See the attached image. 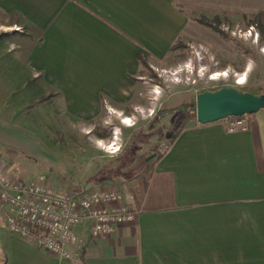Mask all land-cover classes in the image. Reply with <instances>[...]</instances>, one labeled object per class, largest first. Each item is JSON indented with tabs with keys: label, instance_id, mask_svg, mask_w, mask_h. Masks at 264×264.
Listing matches in <instances>:
<instances>
[{
	"label": "crops",
	"instance_id": "crops-1",
	"mask_svg": "<svg viewBox=\"0 0 264 264\" xmlns=\"http://www.w3.org/2000/svg\"><path fill=\"white\" fill-rule=\"evenodd\" d=\"M0 15L1 27L26 32L0 48V72L24 86L33 78L72 118L96 119L109 105L130 119L139 105L152 109L139 55L168 61L179 40L204 38L202 19L258 16L264 25V0H0ZM250 121L238 134L223 121L191 122L143 175L115 188L137 220L99 240L79 227L65 258L11 234L0 209V264H264V110ZM21 135L0 118V143Z\"/></svg>",
	"mask_w": 264,
	"mask_h": 264
},
{
	"label": "rangeland",
	"instance_id": "rangeland-1",
	"mask_svg": "<svg viewBox=\"0 0 264 264\" xmlns=\"http://www.w3.org/2000/svg\"><path fill=\"white\" fill-rule=\"evenodd\" d=\"M259 20L211 17L209 23L220 32L203 25L204 38L179 40L168 61L143 62L137 82L146 88L141 97L152 109L139 105L129 112L130 119L121 118L109 105L96 119L72 118L55 101L41 97L28 73L24 86L18 73L0 72V118L22 134L12 147L0 143V164L21 183L50 186L52 181L65 192L115 189L143 175L186 124L182 115H159L161 110L223 88L264 95V32ZM5 22L0 15V48L11 43L15 48L17 34L25 31L1 27ZM3 260L0 247V263Z\"/></svg>",
	"mask_w": 264,
	"mask_h": 264
},
{
	"label": "built area",
	"instance_id": "built-area-1",
	"mask_svg": "<svg viewBox=\"0 0 264 264\" xmlns=\"http://www.w3.org/2000/svg\"><path fill=\"white\" fill-rule=\"evenodd\" d=\"M222 121L229 134L250 129L249 116ZM0 209L5 211L6 228L11 234L60 258L69 255V245L79 242L76 229L85 224L90 226L92 239L99 240L137 220V213L118 190L98 188L67 193L45 184H25L13 179L2 164Z\"/></svg>",
	"mask_w": 264,
	"mask_h": 264
},
{
	"label": "water",
	"instance_id": "water-1",
	"mask_svg": "<svg viewBox=\"0 0 264 264\" xmlns=\"http://www.w3.org/2000/svg\"><path fill=\"white\" fill-rule=\"evenodd\" d=\"M264 110V95L255 96L236 88L206 91L196 97V120L202 125L227 118L252 116Z\"/></svg>",
	"mask_w": 264,
	"mask_h": 264
},
{
	"label": "trees",
	"instance_id": "trees-1",
	"mask_svg": "<svg viewBox=\"0 0 264 264\" xmlns=\"http://www.w3.org/2000/svg\"><path fill=\"white\" fill-rule=\"evenodd\" d=\"M201 23L203 25L213 29L216 32H220L217 29V27H214L211 23H209V21L207 19H202ZM259 26H260V29L264 32V25L261 23L260 20H259ZM175 46H173L171 51H173L175 49ZM139 61L141 62V64L143 62L147 63V58H145L143 55H139ZM215 91H218V90H213L212 92H215ZM241 91L243 93H251L255 96H261L262 95L260 92H257V91H249V90H241ZM171 113L176 114V115H182L186 120V124L182 128H179V130L171 138L170 146H173L176 143L179 136L181 135V133L186 129L188 123L196 120V98L193 101L188 102V103H183L176 108L161 110L159 112V115H165V114H171ZM161 157L162 156H160V158Z\"/></svg>",
	"mask_w": 264,
	"mask_h": 264
},
{
	"label": "bare ground",
	"instance_id": "bare-ground-1",
	"mask_svg": "<svg viewBox=\"0 0 264 264\" xmlns=\"http://www.w3.org/2000/svg\"><path fill=\"white\" fill-rule=\"evenodd\" d=\"M218 76H222L221 74L220 75H218ZM243 83H244V81H242ZM123 123L127 126V127H131V125H130V121H123Z\"/></svg>",
	"mask_w": 264,
	"mask_h": 264
}]
</instances>
